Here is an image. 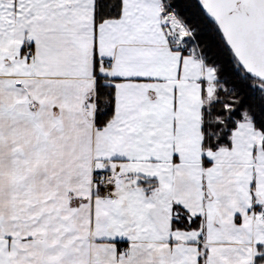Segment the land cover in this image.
Listing matches in <instances>:
<instances>
[{"label": "snow or ice", "instance_id": "1", "mask_svg": "<svg viewBox=\"0 0 264 264\" xmlns=\"http://www.w3.org/2000/svg\"><path fill=\"white\" fill-rule=\"evenodd\" d=\"M0 264H264V0H0Z\"/></svg>", "mask_w": 264, "mask_h": 264}]
</instances>
